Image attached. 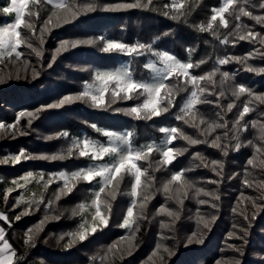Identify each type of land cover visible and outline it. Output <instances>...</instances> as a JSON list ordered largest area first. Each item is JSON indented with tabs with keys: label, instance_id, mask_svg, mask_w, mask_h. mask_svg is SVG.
Instances as JSON below:
<instances>
[{
	"label": "trees",
	"instance_id": "1",
	"mask_svg": "<svg viewBox=\"0 0 264 264\" xmlns=\"http://www.w3.org/2000/svg\"><path fill=\"white\" fill-rule=\"evenodd\" d=\"M9 0H0V22L6 23L8 18L2 11ZM135 0H99L102 5H115L123 3H134ZM146 3L147 0H142ZM242 2V0H241ZM171 3V0H153L148 8H136L122 11H96L84 14L75 21L53 28L44 36L43 56L37 58L30 49L21 48L24 53L22 59H27L30 64L28 69L22 70L19 63L16 65L10 62L0 64V75L6 77L5 82L0 84V123L15 124L16 118L21 112H36L37 109L46 110L38 113L37 118L29 126L28 118L20 119L19 127L26 135H0V160L17 155L21 150H25L32 156L52 155L65 152L71 145L73 139L84 134L88 138L100 143H107L108 138L102 132L96 131L92 125L104 131L133 133L131 137L132 145L135 148L148 144L150 141H160L164 139V134L159 131L161 127H180L187 134L194 138L204 139L196 129L184 125L182 121L175 119L179 114L180 107L189 95L188 91L179 92L175 99V107L168 113L152 120H137L116 109L130 108L142 102L143 97L132 100H118L110 107L95 108L90 101H74L59 109L46 108L47 105L56 103L65 96H76L84 91L86 84L95 83L94 75L97 71L106 68H115L121 60H127L129 70L133 77L141 81L151 79V71L144 68V64L156 60L152 54L156 51H168L179 60L187 62L189 59L195 64L201 59L206 63L199 68L191 69L194 75L204 73L219 68L220 73L228 72L230 79L224 84H220V73H217L214 92H225L224 97H220L217 106L216 95H208L206 98L213 101L212 104H202L198 106V112L208 120H219L216 115L220 112L228 122V129H217L213 136L208 137L209 141L215 135H220L222 145H228V155L223 156L219 149H214L209 144L188 145L185 141L177 140L170 147L187 148L188 151L177 157V159L167 167H161L156 171V161L160 159L158 152H154L149 161L141 162V166L147 168L149 173L156 179L150 191L154 193V198L149 203L146 210L148 220H141L140 231L137 233L135 251L131 255L118 259L115 264H149L147 258L155 250L157 243H163L172 249L174 255L166 256V264H231L234 260H239L240 264H264V200H260V195L254 188H247L242 183L246 171L251 173L249 179L259 181L264 180V172L247 165V160L254 154V148L248 144L253 141L254 145L261 146L264 142L258 139V129L251 127L252 120L264 123V105L253 103L255 111L249 113L241 124H248L246 131L239 132V141L231 139L232 125L238 113L242 110L243 102L249 97L247 94L236 100L231 95V90L237 85H243L254 94H264V74L248 72L246 65L231 61L225 65H218L217 60L230 56H248L247 65L253 67H264V59L256 55V50L264 52L258 42L236 41L234 36L228 34L233 31L237 21L234 16L226 14L229 20L227 29L219 27V22L214 25L213 31L219 39L213 35V31L200 32L197 28L200 24H207L212 8L221 6V0H187L185 15L178 20H174L163 13L166 11L163 5ZM251 4L258 3V0H250ZM51 6L40 0L39 4L30 3L28 12L38 13L36 16H27L36 25L37 33L47 19ZM254 15H264V10L249 8ZM246 25L248 29L260 32L264 35V26L256 24L248 17H242L239 22ZM22 34H28V30L21 29ZM105 37L127 44L137 42L152 45V52L145 51L143 55L127 56L121 53H104L101 51L102 43L94 45H82L75 49H69L61 53L53 61L52 56L55 49L63 40H96ZM228 36L229 43L222 44ZM34 45L38 46V41L33 38ZM189 50L191 56L189 57ZM51 64V67L49 65ZM39 75L32 77V69ZM169 84H176V80L168 81ZM182 86V85H181ZM210 89L212 86L205 84ZM111 99L110 95L106 97ZM230 102L237 105L232 112H223ZM68 132L67 138L59 137L46 139V137H56L58 133ZM228 131V138L223 134ZM239 142L241 147L235 149V144ZM199 152L211 160H220L224 163L222 175L217 176L211 167L204 168L200 161L194 159V154ZM106 161L110 158L106 157ZM93 162L86 158H71L65 160H43L30 159L22 160L19 163H0L1 179H18L31 172L37 175L43 174L49 178L54 173L61 171L71 172L80 168L88 167ZM197 165H200L197 167ZM190 169L186 172V177L196 183L198 187L206 191L216 192L220 199L213 201L211 197H200L208 200V204L200 205L192 198L185 200L183 208L180 209V220L171 229H161V221L170 222L167 216L156 215L157 209L167 206L177 209V205L172 201H167L164 194L157 189L161 188L163 182L170 178L175 171ZM218 183H210V181ZM62 184L61 181L53 183L47 191L43 192L41 203L17 204L19 193L12 191L4 199L6 192L0 191V210L9 218V222L0 220L9 228V239L13 249L17 253L16 264H108L102 262L107 247L118 240L121 236L128 235V231L118 227L122 223L126 208L130 205L131 178L125 177L120 184V189L115 201H112V211L107 228L90 235L88 239L77 242L71 247H66L69 237L66 233L77 229L82 222V216H73L72 210L80 203H87L91 198V191L96 184L80 183L72 194L62 198L51 207L48 202L54 199V192ZM241 193L251 196L256 200L259 208H253L251 203L245 201L240 205L244 210V215L237 208V200ZM215 204L213 208L211 205ZM28 215H23L20 220L16 216L21 215L25 210ZM197 211L205 218L215 216L210 229H203L202 244H187V237L197 230ZM245 215L248 217L245 219ZM45 216L58 217L49 219L43 226V230L35 236L31 245H25V233L29 228H34ZM235 225V227H234ZM241 229H246L247 235ZM234 232L232 238L228 233ZM64 236L61 240L60 237ZM167 237L161 239V236ZM236 249H242L237 251ZM95 258V259H94ZM152 264H159L153 261Z\"/></svg>",
	"mask_w": 264,
	"mask_h": 264
},
{
	"label": "snow or ice",
	"instance_id": "2",
	"mask_svg": "<svg viewBox=\"0 0 264 264\" xmlns=\"http://www.w3.org/2000/svg\"><path fill=\"white\" fill-rule=\"evenodd\" d=\"M39 4L40 0H11L10 7H4L2 11L4 13H15V20L13 23L7 26L0 27V64L10 62L13 65L20 64L22 70H27L30 62L27 59H22L24 53L20 49H30L31 53L37 58L43 56V45L45 43L44 36L47 32H50L53 28L61 27L72 21L77 20L84 14H90L96 11H122L136 8H148L153 0H147L143 3L142 0H135L134 3H123L115 5H102L99 0H45V3L51 6V10L47 15V19L43 21V25L39 28L37 33L36 25L30 20H26V15L36 16L39 19L38 13L28 12L29 4ZM187 0H171V3L163 5L165 16H169L174 20L180 19L185 15L184 9L186 8ZM264 10V0H258V3L251 4L250 0H222L221 6L212 8V15L207 24H200L197 26L200 32L213 31L216 22H219V27L227 29L229 27V20L226 18V14L234 16L235 24L234 29L230 32L229 36H234L236 41H249L252 43H259L264 47V35L260 32L248 29L246 25L239 23L242 17H248L255 21L256 24L264 26V15H254L249 8H256ZM28 30V34H22L21 29ZM213 35L219 39L216 32L213 31ZM33 38L38 41V46L34 45ZM102 43L101 51L104 53H121L127 56L143 55L145 51L152 52V45L145 43L127 44L124 42L107 39L103 36L96 40L84 39V40H63L60 42L59 47L55 49V53L52 56L53 61L61 53L68 51L69 49H75L82 45H94ZM222 44H228V36H225L223 40H220ZM189 50V57L191 56ZM155 57V61H150L144 64V68L154 73L151 82L137 80L133 77L132 72L128 68L117 69L115 71H97L94 75V84H86L84 91L76 96H65L56 103L47 105L46 108L59 109L65 105L71 104L74 101H90L91 105L95 108H104L106 105L110 107L112 104L117 103L118 100H132L143 97L142 102L136 104L130 108H118L116 111L123 112L124 114L134 117L137 120H152L155 117H159L165 113H168L172 107H175V99L179 92L188 91L189 95L180 107L179 114L175 119L182 121L184 125L190 128L196 129L199 135L204 139L194 138L192 135L187 134L180 127H161L159 131L164 134V139L161 140L160 145L156 143H149L135 148L132 145L131 137L133 133L128 132L126 134H118L113 131H104L92 125L98 132H102L104 136L108 138V143H98L97 141L84 138L73 139L71 145L65 152L56 153L52 155L44 156H32L25 150H21L19 154L13 155L0 160V163H19L22 160L30 159H43V160H65L71 158H86L93 163L85 168H80L75 171L66 172L61 171L54 173L44 183V189H47L55 182L61 181L62 184L54 192V199L48 202V206L51 207L62 198L69 196L74 192L80 183L92 184L96 182L97 189L92 193V199L88 203H80L72 210L73 216H84L86 212H90L91 221L86 217L78 225L77 229L66 233L69 237L66 247H71L77 242H82L90 235L97 233V231L107 228L109 225V219L112 211V201H115L120 189V184L124 178H131L130 192L131 197L130 205L126 208L122 223L118 225L119 228L128 231V235L121 236L118 240L113 241L106 249L104 256L101 257L102 262H108V264H115V261L122 260L125 256L131 255L135 251L137 233L140 231V221L148 220L146 210L149 203L154 198V193L150 191L152 189L155 177L149 173V168L141 166V162L149 161L154 152H158L160 159L156 161V171H159L161 167H167L171 165L179 156L184 155L188 149L170 147L177 140L185 141L188 145L209 144L214 149H219L223 156L228 155V145H222V138L220 135H215L213 139L209 141L208 137L213 136L217 129H228V122L224 119V116L218 112L216 115L219 120H208L201 116L198 112V106L202 104H212L213 101L208 100V95H216L217 106L220 97L225 96V92L222 90L218 94L214 92L217 84L216 76L220 73V69L214 68L211 71L204 73L203 75H194L191 73V69L199 68L205 64L206 61L201 59L197 63H193L191 59L187 62L179 60L175 55L170 54L167 51H156L152 53ZM253 54L248 56H230L220 58L217 60L218 65H225L231 61L242 63L246 65L248 72H254L257 74H264V67H253L247 65V60L251 58ZM256 55H259L264 59V52L259 49L256 50ZM159 64V66H158ZM51 67V64L49 65ZM39 73L33 68L32 77L35 78ZM220 84L224 85L231 77L228 72L220 73ZM6 77L0 75V84L5 82ZM176 80V84H169L168 81ZM205 84L212 86L210 89ZM182 85V86H181ZM247 94L249 99L243 102L242 110L239 111L238 116L232 125V137L231 139L239 141V132L246 131L248 124H241L245 120V117L255 111L253 107H250L253 103L264 105V94H254L248 88L243 85H237L231 90V95L236 100H239L242 96ZM111 97L108 100L106 97ZM237 105L235 102L227 104L226 109H222L223 112H232ZM46 110L45 108L37 109L36 112H21L17 118L15 124L0 123V135H7L11 132L13 135H26L27 133L21 131L19 124L20 119L27 117V123L30 126L34 119L37 118L39 112ZM264 115V112L261 113ZM251 127L258 129V139L264 142V123L258 120H252ZM228 131H225L223 136L228 138ZM68 132L64 131L58 133L56 137H46V139H54L59 137L67 138ZM249 145L254 148V154L247 160V165L252 166L255 169H259L264 172V144L257 146L253 144V141H248ZM241 144L237 142L235 149L239 150ZM110 158L105 161V158ZM194 159L200 161V165L204 168L211 167V170L216 173L217 176L222 175L224 163L220 160L206 161V158L199 152L194 154ZM200 165H197L199 167ZM190 169L175 171L171 174L165 182H163L161 188L157 189L164 194L167 201H172L177 205V209H172L167 206H161L157 209L156 215L167 216L170 222L161 221V229H171L176 222L180 220V209L183 208L185 200L189 199L190 193L192 198L197 200L200 205L208 204L209 201L200 199V197H211L213 201L219 200L220 197L216 192L206 191L202 187H198L195 182L189 180L186 177V172ZM34 174L29 172L27 176L22 177L26 182L29 178H33ZM251 173L246 171L245 178L242 183L247 188H254L260 193L259 199L264 200V180H251L249 177ZM40 180L44 181L43 174H40ZM16 184V187H26V184ZM210 183H218V181H210ZM14 189L9 188L5 193L4 199L7 200L8 194ZM245 201L251 203L253 208H259L256 200L251 196H245L241 193L240 198L237 200V208L233 211H239L244 215V210L240 208V205ZM43 202L38 201L36 203ZM31 203L25 201L23 197L17 202ZM213 208L215 204L211 205ZM29 212L26 209L21 215L16 216V220H20L23 215H28ZM248 217L245 215V219ZM7 216L0 214V220L6 221ZM49 219H58V217L45 216L34 228H29L25 233V245H31L35 239V236L43 230L44 224ZM216 217L211 218L203 217L198 211L196 214L197 230L193 231L187 237V244H202L203 229H210L212 223ZM235 227V225H234ZM244 235H247L246 229H241ZM234 232L228 233L230 238L234 237ZM167 237L161 236V239ZM61 240L64 239L62 235ZM0 264H15L17 259V253L13 249L12 245L5 238V230L0 227ZM241 251L242 249H236ZM174 255L172 249L165 246L163 243H157L155 250L147 258L149 264L158 261L159 264H166V256ZM95 259V258H94ZM231 264H240L239 260H234Z\"/></svg>",
	"mask_w": 264,
	"mask_h": 264
},
{
	"label": "rangeland",
	"instance_id": "3",
	"mask_svg": "<svg viewBox=\"0 0 264 264\" xmlns=\"http://www.w3.org/2000/svg\"><path fill=\"white\" fill-rule=\"evenodd\" d=\"M5 6L6 7H10L11 6V0H9L8 4L5 5ZM6 16L8 18V21L6 23L0 22V27L7 26L8 24L14 22V20H15V13H6ZM170 54H172V53H170ZM152 61H154V60H152ZM158 66H159V64H158ZM124 68H128L129 69V65H128V61L123 59L120 62H118V66L117 67H115V68H106V69H102L100 71H115L117 69H124ZM151 74H152L151 79L149 81H146V82H151L154 73L151 72ZM118 134H126V133L118 132ZM83 136H85V135L82 133V134L78 135L77 137L79 139H83ZM153 142L156 143L157 145H160L161 140L158 141V142H156V141H150L149 143H153ZM98 143H100V142H98ZM107 143H108V140H107ZM107 143H105V144H107ZM145 145H147V144H145ZM105 161H106V159H105ZM27 174H25L24 176H21L18 179H1L0 180V191L1 192H7V190L9 188H12V189H14V191H17V193H19V196L17 197L18 201L20 200L21 197H23L25 201L31 202L29 204L35 203L36 201H38L39 199L42 198V195H43V192H44V186L43 185L47 181V178L44 177V181H41L40 180V175H37V174L33 173L34 174L33 178H29V180L26 182L25 180L22 179V177L27 176ZM14 181L17 182V183H19V184H26V187H23V188L16 187V184L13 183ZM96 189H97V184H95L93 186L92 191H91V194ZM91 199H92V195H91V198H90L89 202L91 201ZM91 211L92 210L90 209L89 212H86L84 214L83 218L86 217L89 221H91V215H90V212ZM1 212L2 211L0 210V214H3ZM3 215H5V214H3ZM6 221L9 222V218ZM0 227L4 228V230H5V238L12 245V243H11V241L9 239V228H7L1 222H0ZM0 243H2V242H0ZM16 263H17V259L15 260V264Z\"/></svg>",
	"mask_w": 264,
	"mask_h": 264
}]
</instances>
